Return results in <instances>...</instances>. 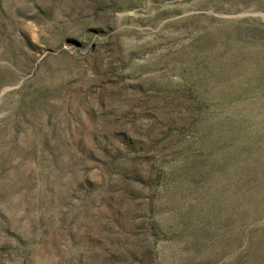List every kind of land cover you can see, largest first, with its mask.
<instances>
[{"label": "rangeland", "instance_id": "374dc122", "mask_svg": "<svg viewBox=\"0 0 264 264\" xmlns=\"http://www.w3.org/2000/svg\"><path fill=\"white\" fill-rule=\"evenodd\" d=\"M0 264H264V0H0Z\"/></svg>", "mask_w": 264, "mask_h": 264}]
</instances>
